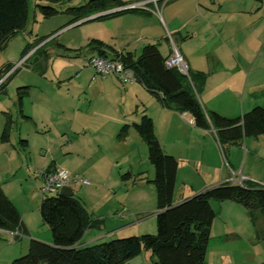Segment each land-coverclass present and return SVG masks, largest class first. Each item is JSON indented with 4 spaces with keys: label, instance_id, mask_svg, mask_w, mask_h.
<instances>
[{
    "label": "crops",
    "instance_id": "1",
    "mask_svg": "<svg viewBox=\"0 0 264 264\" xmlns=\"http://www.w3.org/2000/svg\"><path fill=\"white\" fill-rule=\"evenodd\" d=\"M122 1L130 3L138 0ZM149 8L144 12L128 11L97 17L105 14L102 11L80 21L126 16L125 21L152 31L155 24L159 32L149 34L150 40L145 44L155 43L163 57L170 53L167 36L170 34L190 72L204 75L197 97L206 111L234 118L253 106H264V0H167L159 3L162 15L156 12L155 6L149 4ZM131 24L128 29L133 32ZM99 41L103 43L102 40ZM127 43L129 44L123 49L117 48L115 43L114 46L103 47L105 53L114 49L132 52L134 56H138L139 54L131 51V42ZM94 55H98L97 49L91 56ZM30 58L32 57L29 56L28 59ZM90 78L111 79L110 83H103L102 87L107 90L104 86L108 85L111 93L119 97L117 111L121 117L117 120V139L102 142L99 138V142H93L99 151L105 153V158L98 159L97 162L91 160L88 164L84 162L74 168V171L82 172L91 183L84 185L76 182L72 185L78 184L79 188L87 189L93 195L101 194L95 206L90 209H86L84 200L76 196L92 220L77 246L96 243L107 235L125 236L129 230L138 235L155 233L156 201L153 210H146L145 204L147 193L154 191L155 195L151 182L153 177L147 180L152 184V189L151 185L143 181L142 171H134L130 164L134 142L129 139L139 140L137 142L143 146L141 142L144 140L133 126L140 121L143 114L151 118L154 133L164 150L167 144L164 139L166 132L168 135L178 134L184 143L165 151L177 160L174 204L221 183L264 186V133L221 140L213 128L196 127L188 113L164 106L138 81L122 83L112 74L99 77L93 73ZM25 86L29 88V85ZM122 102L124 107L120 108ZM83 103L87 104L86 101ZM89 103L84 111L78 108L74 110H79L86 116ZM124 124L128 125V129L122 136H118ZM85 136V133H71L72 142H67L70 151L82 160H86L93 151V146L83 144ZM55 167L57 166L52 165L39 171V192L44 173ZM124 174L127 176L123 177ZM3 185L1 187L6 194ZM39 194L40 203L42 195ZM72 194L75 196L74 192ZM6 196L9 198L7 194ZM12 203L14 204L13 201ZM210 204L215 216L210 227L203 264H264V212L248 211L233 200H211ZM17 207L19 214L22 213L23 234L28 235L32 227L26 221V209L20 210ZM41 228L43 227L40 226L39 229ZM86 235L88 238L84 240ZM44 238V241H48ZM147 251L149 250H143L139 255L130 258L126 264H147L148 259L155 264L150 251L149 254L146 253L148 255H145L144 262L138 259Z\"/></svg>",
    "mask_w": 264,
    "mask_h": 264
},
{
    "label": "rangeland",
    "instance_id": "2",
    "mask_svg": "<svg viewBox=\"0 0 264 264\" xmlns=\"http://www.w3.org/2000/svg\"><path fill=\"white\" fill-rule=\"evenodd\" d=\"M27 1L28 20L24 28L14 33L0 47V71L8 64L14 68L20 62L16 72L0 89V137L4 128L7 133V140L2 141L0 138V184H4L6 194L16 207L18 206L17 208L26 209V221L32 227V231L28 235L21 234L16 238L9 231L0 229V264L25 254L31 238L47 243L52 240L50 230L41 222L37 209L40 198L39 171L55 165L64 168L70 176L85 178L82 172L74 171L75 166L105 158V153L99 151L93 142H97L99 138L102 142L117 139V120L121 117L117 111L120 99L111 93L108 85L104 86L107 90L102 87L103 83H110L111 79L92 80L90 76L94 73L93 68L83 66L84 61L95 51L90 45L91 41L102 40L105 46H114L115 43L117 48L121 49L129 44L127 42H131L129 45L131 51L139 54L145 42L150 40L148 35L159 32L155 24L153 31L132 25L131 22L125 21L126 16L90 18L79 20L77 24L66 25L73 17L68 8L79 7L88 0ZM39 5H51L57 12L44 17ZM162 12L160 10L159 15H162ZM129 24L133 26V32L128 29ZM38 42L46 44L32 58L23 62L24 47L26 45L32 47ZM25 85H29L28 94L22 98L23 106L20 111L16 103L17 89ZM150 99L153 98L150 96ZM84 101L87 104L90 102L86 116L79 112L86 108L87 104L83 103ZM123 105L122 102L120 108H123ZM75 108L79 110L75 111ZM69 129L72 132H69ZM161 129L163 130L162 125ZM76 132L86 134L85 140H82L85 146H93V151L86 160L77 157L69 149L68 140L72 142L71 133ZM19 138L28 140L27 147H21ZM179 138L178 134L174 136L166 132L164 135V139L167 140V144L164 143L166 150H170L169 148L174 145H184ZM129 141L134 142L130 164L134 171L136 169L142 171L143 181L147 182L153 177L154 170L147 158L146 144L141 142L143 146H140L137 142L139 140L134 138H130ZM147 184L153 189L151 183ZM71 189L75 196L84 200L86 209L93 208L101 196L79 188L78 184L72 185ZM53 195L54 193H45L46 197ZM154 197V191L146 194V210L155 209ZM20 216L22 218V213ZM40 226L43 228L39 229ZM125 234L138 235L131 230ZM125 236L107 235L97 242ZM44 237L48 241H44ZM87 238L86 235L84 240ZM146 253L149 254V251L143 252L138 259L144 262L145 255H148ZM146 263L153 264L149 259Z\"/></svg>",
    "mask_w": 264,
    "mask_h": 264
},
{
    "label": "trees",
    "instance_id": "3",
    "mask_svg": "<svg viewBox=\"0 0 264 264\" xmlns=\"http://www.w3.org/2000/svg\"><path fill=\"white\" fill-rule=\"evenodd\" d=\"M125 4L127 2L122 0H88L79 7L68 8L73 17L66 25ZM39 10L44 17L52 16L57 12L51 5H39ZM128 11L146 10L121 9L97 17ZM27 20V0H0V47L14 33L22 30ZM45 44L38 42L32 47L26 45L22 57L30 50L33 51L29 56L33 57ZM90 45L97 49L98 55L122 61L132 70L136 80L164 106L181 113H188L196 127L213 128L219 139L234 140L244 135L264 133V106H253L234 118L204 110L197 97L198 87L204 75L200 72L193 74L188 68V76H186L175 68H167L164 65L165 57L155 43L143 45L138 56H134L132 52L114 49L105 53L104 44L97 39H93ZM11 68L12 65L8 64L0 71V89L17 70V68L13 69L4 77ZM27 89L28 86L17 89L16 103L20 111H22V98L28 94ZM133 126L146 144L147 158L154 170L151 182L155 189L157 210L155 233L131 235L77 246L92 223L80 200L73 194L63 195L59 194V191L50 192L54 195L47 197L41 193L39 215L42 222L48 226L52 241L47 243L31 238L25 254L4 264H126L130 258L139 255L143 250L151 252L155 264H203L210 227L215 216L210 204L211 200H233L248 211L264 212V186L255 184L221 183L207 187L174 204L176 158L163 150L149 116L143 114L140 121ZM127 129L128 125L124 124L118 136H122ZM0 138L2 141L7 140L6 128ZM19 143L27 146L26 139H19ZM125 176L127 175L124 174L123 177ZM0 229L9 232L17 230L23 234L21 216L4 193L1 184Z\"/></svg>",
    "mask_w": 264,
    "mask_h": 264
},
{
    "label": "built area",
    "instance_id": "4",
    "mask_svg": "<svg viewBox=\"0 0 264 264\" xmlns=\"http://www.w3.org/2000/svg\"><path fill=\"white\" fill-rule=\"evenodd\" d=\"M166 1L167 0H138L127 3L121 7L108 10L105 13L121 9L149 10V4L155 6L156 12H159V3H164ZM168 40L170 42V53L165 57L164 65L167 68H175L180 73L188 76V66L170 34H168ZM29 54H31L30 51L23 56V62ZM19 65L20 62L17 63L14 68L12 67L4 75V77ZM83 66H90L91 68H93L94 76L104 77L106 75L112 74L116 76L122 83H131L137 81L132 70L130 68H127L122 63V61L117 58L94 55L84 61ZM76 182H81L84 185H89L91 183L84 177H78L77 175L70 176L68 172L62 167H55L52 171L44 173V181L42 187L40 188V193L57 192L62 187L71 186ZM10 233L13 236L21 235V233H19L17 230Z\"/></svg>",
    "mask_w": 264,
    "mask_h": 264
},
{
    "label": "water",
    "instance_id": "5",
    "mask_svg": "<svg viewBox=\"0 0 264 264\" xmlns=\"http://www.w3.org/2000/svg\"><path fill=\"white\" fill-rule=\"evenodd\" d=\"M73 191L70 186H64L59 190V194L72 195Z\"/></svg>",
    "mask_w": 264,
    "mask_h": 264
}]
</instances>
